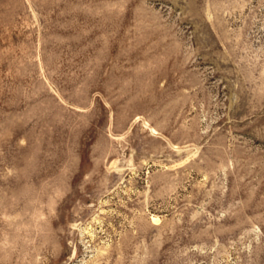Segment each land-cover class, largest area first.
Here are the masks:
<instances>
[{
  "label": "rangeland",
  "instance_id": "1",
  "mask_svg": "<svg viewBox=\"0 0 264 264\" xmlns=\"http://www.w3.org/2000/svg\"><path fill=\"white\" fill-rule=\"evenodd\" d=\"M0 264H264V0H0Z\"/></svg>",
  "mask_w": 264,
  "mask_h": 264
}]
</instances>
